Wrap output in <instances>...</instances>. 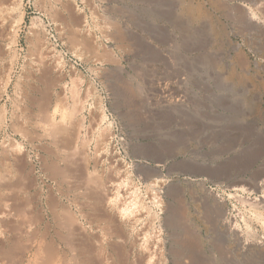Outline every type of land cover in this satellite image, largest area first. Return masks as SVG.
Segmentation results:
<instances>
[{
	"label": "rangeland",
	"instance_id": "1",
	"mask_svg": "<svg viewBox=\"0 0 264 264\" xmlns=\"http://www.w3.org/2000/svg\"><path fill=\"white\" fill-rule=\"evenodd\" d=\"M8 1L0 264H264V0Z\"/></svg>",
	"mask_w": 264,
	"mask_h": 264
},
{
	"label": "bare ground",
	"instance_id": "2",
	"mask_svg": "<svg viewBox=\"0 0 264 264\" xmlns=\"http://www.w3.org/2000/svg\"><path fill=\"white\" fill-rule=\"evenodd\" d=\"M7 1V0H6ZM10 1V2H9ZM8 2H9V5L11 6V5H18V3H19V1L20 0H9ZM208 2L209 3H211L216 9H222V4L223 3H226L224 0H208ZM4 3V2H3ZM5 3H7V2H5ZM261 6V5H260ZM12 7V6H11ZM15 7V6H14ZM8 9V7L4 4H1V6H0V20L1 21H3L2 20V16H3V12H4V9ZM5 9V10H6ZM187 11L188 12H190V13H192V14H194V15H196L197 16V18L199 19V18H202V17H206V12H205V10H204V7L202 6V4L201 3H191V4H189V6H187ZM10 10H12V9H10ZM14 10V9H13ZM247 12H249V13H251L250 15H251V19H255L256 17H257V13H255V12H251V11H249V10H247ZM8 13V12H7ZM249 15V14H248ZM5 18H6V16H4ZM8 17V16H7ZM195 17V16H194ZM248 17V16H247ZM249 19L248 20H250V17H248ZM5 21V20H4ZM3 21V22H4ZM18 21V20H17ZM3 22H0V24H2L3 25ZM263 22V21H262ZM261 22V23H262ZM5 23V22H4ZM8 23V22H7ZM250 25V24H249ZM12 27V26H11ZM10 44V43H9ZM235 44V45H234ZM234 44H233V48H234V50H235V54L236 55H238V54H241V53H239L238 52V50H241V48H242V46L238 43V42H234ZM10 47V46H9ZM1 56V55H0ZM238 61H239V64L240 65H244L243 64V62H244V60H242V59H238ZM256 65L257 66H261V65H263V67H264V64L262 63V62H259V61H256ZM5 88V87H4ZM256 142V141H255ZM260 145V144H259ZM258 147V146H257ZM263 150L261 149V147H259L258 149H255L254 151H252V156H251V158L254 160V159H258L261 155H263ZM253 160L251 161V162H253ZM246 163V165H247V162H245ZM251 164H248L247 166H250ZM222 168V167H221ZM245 168V167H244ZM249 168V167H248ZM264 168V167H263ZM239 169H241V168H239ZM261 170H262V168H261ZM216 171V170H215ZM58 172V171H57ZM238 172H239V170H238ZM256 173V172H255ZM259 173V172H258ZM209 174H211V173H209ZM221 174H222V172H221ZM257 174V173H256ZM262 174H263V172H262ZM213 175H215V174H213ZM220 175V174H219ZM237 175H239V174H237ZM255 175V174H254ZM254 175H253V177H254ZM264 175V174H263ZM262 175V176H263ZM1 176V175H0ZM261 176V177H262ZM258 177H260L259 175L257 176V180H255V181H252V180H250V181H252V182H255V187L256 188H259L260 187V185H262V184H264V182H263V180H261V181H259L258 179ZM242 178V180L240 179V181H243L244 182V180L246 181V179L244 178V176L243 177H241ZM255 178V177H254ZM253 178V179H254ZM159 179V178H158ZM160 179H162V178H160ZM159 179V180H160ZM263 179V178H262ZM237 180V179H236ZM10 182V181H9ZM203 183V188L204 189H206L209 193H207V195L208 194H212L211 192H213V191H211V189H208L207 188V186H206V184H205V182H202ZM238 183H239V181H238ZM10 184V183H9ZM242 184V183H241ZM241 184H240V186H238L236 189H239L240 191L241 190H244L245 188L247 189V187L245 186H241ZM247 184V183H246ZM236 185V184H235ZM237 185H239V184H237ZM248 186V185H247ZM262 187V186H261ZM263 187H264V185H263ZM263 187H262V189H263ZM125 188V187H124ZM235 188V187H234ZM252 188H254V186L252 187ZM245 189V190H246ZM262 189H260V190H262ZM253 190V189H252ZM257 190V189H256ZM235 191V190H234ZM239 191V192H240ZM251 191V190H250ZM242 192V191H241ZM134 194V192L132 193V195ZM121 195V194H120ZM120 195H119V197H120ZM132 195H131V197H132ZM216 196H218V201L219 202H221L222 203V208L225 206V202H226V200H224L225 198H223L221 195H219V194H217ZM233 196V195H232ZM242 196V195H241ZM136 198V197H135ZM235 198H236V196H235ZM239 199L241 198V197H238ZM263 198H264V195H263ZM261 199V197H260V201H259V203H262V205L264 206V199ZM117 199V198H116ZM130 199V198H129ZM238 199V200H239ZM245 199V198H244ZM253 199V198H252ZM255 199H256V197H255ZM254 199V200H255ZM243 199H241V202H243L242 201ZM120 201V200H119ZM124 201V200H123ZM130 201V200H129ZM132 201V200H131ZM245 202H247V203H250L248 200H244ZM251 201H253V200H251ZM256 202H257V200H256ZM123 203V202H122ZM135 203L136 202H134V199H133V201L132 202H130V203H128L125 207L123 206V209H122V212H123V210H124V212H126V213H128V211H130L131 212V208L133 207V205H135ZM228 203V202H227ZM244 203V202H243ZM251 203H253V202H251ZM228 205V204H227ZM226 205V206H227ZM253 205H255V202L253 203ZM256 205H259L258 203L256 204ZM137 206V205H136ZM135 206V207H136ZM250 206V205H249ZM252 206V205H251ZM219 207H220V204H219ZM254 207V206H253ZM228 208V207H227ZM255 208H258V207H256L255 206ZM134 209V208H133ZM138 209V208H137ZM224 209V208H223ZM227 210V209H226ZM129 212V213H130ZM221 212V211H220ZM227 212H229V210L227 211ZM227 212L225 211V209H224V211H223V217H224V222L223 221H221V220H218L219 222L221 221L222 223H224V225L225 226H227V227H231V229L232 230H234L233 232L234 233H236V237L237 238H239L238 240H236V241H240V243L242 244V245H244V249H245V244H247V246H249V245H251V250H259L260 248L262 249V247H264V241H262V240H258L257 238V240H254V238H253V240L252 239H250L249 238V236H250V234L248 235V238L246 239V237H243V238H245L246 240H242V239H240V237L242 236V234H240V232H239V229H238V227L236 226V224H233V223H231V221H230V219H228L229 218V216L227 217L226 216V214H227ZM125 213V214H126ZM186 213V212H185ZM132 214H134V213H132ZM219 214V213H218ZM259 214V213H258ZM261 214V213H260ZM57 215V214H56ZM228 215V214H227ZM233 215V214H232ZM126 216V215H125ZM231 216V215H230ZM243 216V215H242ZM245 216V215H244ZM263 216V215H262ZM219 217H222L221 215L219 216ZM232 217H234V216H232ZM262 218V217H261ZM223 219V218H222ZM233 219H235V218H233ZM232 219V220H233ZM242 219V218H241ZM246 219H248V218H246ZM263 219H264V216H263ZM71 220V219H70ZM237 220V219H236ZM261 220V219H260ZM217 221V220H216ZM217 221V222H218ZM243 221V220H242ZM262 221V220H261ZM235 222V221H234ZM244 222V221H243ZM240 223V222H239ZM239 223H237V224H239ZM248 224H250L249 222H247ZM246 223V224H247ZM173 224V223H172ZM241 224V223H240ZM247 224V225H248ZM264 224V223H263ZM192 225V224H191ZM245 225V224H244ZM149 226V225H148ZM225 226H224V229H226L225 228ZM189 227V226H188ZM239 227H240V225H239ZM242 227V226H241ZM245 227V226H244ZM187 228V227H186ZM185 228V229H186ZM192 228V227H191ZM248 228H250L249 226H248ZM219 229H221V228H219ZM224 229H223V231H224ZM187 230H188V228H187ZM189 230H190V228H189ZM188 230V231H189ZM192 230V229H191ZM247 230V229H246ZM229 231V230H228ZM245 231V230H244ZM247 231H249V229L247 230ZM231 232V231H230ZM230 232L229 233H227V234H230ZM241 232H243V231H241ZM224 233V232H223ZM232 233V232H231ZM245 233V232H244ZM247 233V232H246ZM249 233V232H248ZM194 234V233H193ZM196 234V233H195ZM194 234V235H195ZM187 235H189V236H191L192 235V232H191V234H187ZM234 235V234H233ZM100 236V235H99ZM189 236H187L188 237V239H189ZM228 236V235H227ZM245 236H247V235H245ZM198 237V236H197ZM230 237H231V235H230ZM258 237V236H257ZM156 238V237H155ZM193 239V241H194V238L195 237H190V239ZM226 238V237H225ZM262 238H263V235H262ZM158 239V238H157ZM187 239V238H186ZM185 239V240H186ZM195 239H197V238H195ZM227 239H229V238H227ZM101 240V239H100ZM198 240H199V237H198ZM198 240H197V243H198ZM234 240V239H233ZM188 242V241H187ZM190 242V241H189ZM188 242V243H189ZM184 243L185 244H187L185 241H184ZM193 243V242H192ZM194 243H196V242H194ZM193 243V244H194ZM240 244V245H241ZM190 244H188L187 246H189ZM241 245V246H242ZM261 246V247H260ZM102 247V246H101ZM240 247V246H239ZM247 250H249V249H247ZM191 256V255H190ZM151 262V261H150ZM187 262V261H186Z\"/></svg>",
	"mask_w": 264,
	"mask_h": 264
}]
</instances>
